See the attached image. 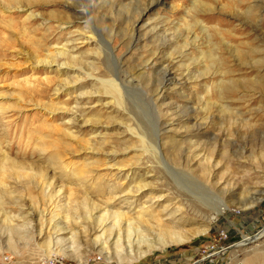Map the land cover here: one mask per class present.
Returning a JSON list of instances; mask_svg holds the SVG:
<instances>
[{"label": "rangeland", "instance_id": "1", "mask_svg": "<svg viewBox=\"0 0 264 264\" xmlns=\"http://www.w3.org/2000/svg\"><path fill=\"white\" fill-rule=\"evenodd\" d=\"M262 172L264 0H0V264H264Z\"/></svg>", "mask_w": 264, "mask_h": 264}, {"label": "bare ground", "instance_id": "2", "mask_svg": "<svg viewBox=\"0 0 264 264\" xmlns=\"http://www.w3.org/2000/svg\"><path fill=\"white\" fill-rule=\"evenodd\" d=\"M162 1H164V0H155V2L156 3H162ZM134 35V34H133ZM132 37H134V36H132ZM157 53V52H156ZM65 54H67V51H66V49L64 48L63 50H59V52L58 53H56V54H54V55H65ZM49 58L51 57V56H48ZM57 58V57H56ZM169 60H163L159 65H157V67H158V69H160L161 70V73H162V75H161V77L158 79V81L157 82H151L150 84H151V87L153 88V91H152V93H153V95L151 96V99H153V102L155 103V104H158L157 102H158V100H159V98H160V91L162 90V89H164V88H166L167 86H169V85H171V84H177V82H175V78H174V76L172 75L173 74V66H172V63H173V61L175 60V59H177V57H172V56H169ZM39 62H45L46 64H48V65H50L51 63H52V59L51 60H42V59H40V60H38ZM144 66V65H143ZM143 66H141V67H139L138 68V71H141V70H143L144 69V67ZM143 72V71H142ZM141 73V72H140ZM129 82H131V79L129 78H127V81H126V83H129ZM115 87V86H114ZM193 120L191 117H186L185 118V120L184 121H188V120ZM172 120V119H171ZM177 121V120H176ZM166 122V121H165ZM174 122L175 121H170V122H167L169 125H173L174 124ZM167 123H164V124H167ZM194 132L193 131H191V132H187V134L188 135H192ZM199 132H195L194 134H193V136L195 135V136H197V135H199L198 134ZM186 134V135H187ZM186 135H184L183 137H185ZM159 141H160V143H161V145L162 146H166L167 145V142L166 141H164V140H161L160 138H159ZM190 144V143H189ZM188 144V145H189ZM189 148H186L185 150H184V156H182V158H183V163H184V165L185 166H187V167H191L192 166V164H194L193 162H194V157H192L191 155H190V153L191 154H194V152L195 151H197V148H195V149H191L192 147H193V145L192 146H188ZM235 175H232V174H227L226 175V177H223L220 181H217V182H212V176H210V178L208 179L209 180V182L210 183H212V185L216 188V189H219V190H225L228 186H230L231 185V187L232 188H230V189H227V191H231V192H233L234 190H233V187H234V185L236 184H234V185H232L236 180H235ZM259 177H262V179H263V182H264V172H262V174L261 175H259ZM260 182H262V181H260ZM259 181H258V183H257V185H259L258 186V188H255L256 190H255V192H254V196L253 197H257L258 199L261 197V195L264 193V188H262V186L264 185L263 183H260ZM141 186H138L137 187V189L138 188H140ZM240 188H242V185H241V182L240 181H238L237 182V186L235 187V189H240ZM241 190V189H240ZM242 190H243V188H242ZM137 191V190H136ZM232 194H236L235 193V191L232 193ZM251 196H252V193H251ZM252 197V198H253ZM246 198V197H245ZM254 199V198H253ZM260 200V199H259ZM243 203V202H242ZM247 203H249V202H247ZM245 204V203H244ZM243 204V205H244ZM250 205V204H249ZM219 212H222V210H218ZM117 216H121V217H123L124 215H126V212H118L117 214H116ZM166 233L168 234V235H170L171 234V236L169 237L170 239H172V241H183V240H186V237L185 236H183L182 234H180V233H178V232H174V231H172V230H168V229H166ZM262 237H264V230H262L260 233H258L255 237H247L246 239H245V241H246V244H249L250 242H254V241H257V240H259V239H261ZM107 242H104L103 244H104V246H103V248H106V246L107 245H105ZM147 245V249L148 250H145V251H142L141 250V248H140V246H138V253H139V257H143L144 255H146L148 252H150L151 251V248L153 247L151 244H149V243H146ZM116 245H118V243L116 244Z\"/></svg>", "mask_w": 264, "mask_h": 264}, {"label": "built area", "instance_id": "3", "mask_svg": "<svg viewBox=\"0 0 264 264\" xmlns=\"http://www.w3.org/2000/svg\"><path fill=\"white\" fill-rule=\"evenodd\" d=\"M221 236L222 237H226V233L225 232H222L221 233ZM210 252L205 255L204 257L205 258H209L211 257L212 255H216L217 253L216 252H223L225 251L226 249L225 248H220L219 250H217L216 246L214 245H211L210 247L207 248ZM206 252V250H205ZM218 252V253H219ZM216 253V254H215ZM4 261L6 262H11L12 261V258H10L9 256H4L3 258ZM27 264H66L64 260H62L61 258H58V257H55V258H49V259H36V260H33L31 262H28Z\"/></svg>", "mask_w": 264, "mask_h": 264}]
</instances>
